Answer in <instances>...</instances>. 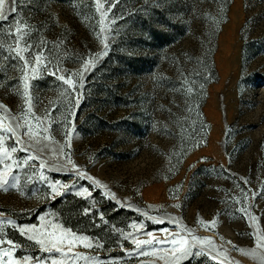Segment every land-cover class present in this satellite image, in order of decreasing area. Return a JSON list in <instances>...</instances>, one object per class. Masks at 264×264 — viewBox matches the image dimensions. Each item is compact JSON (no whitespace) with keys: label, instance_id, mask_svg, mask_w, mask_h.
<instances>
[{"label":"rangeland","instance_id":"1","mask_svg":"<svg viewBox=\"0 0 264 264\" xmlns=\"http://www.w3.org/2000/svg\"><path fill=\"white\" fill-rule=\"evenodd\" d=\"M99 4L98 11V0H20L17 12L0 22L5 125L28 108L22 96L24 62L9 51L18 24L28 32L19 47L31 45L21 54L29 61L24 71L32 112L50 115L45 121L50 140L35 145L23 138L25 146L32 143L42 151H21L7 134L3 141L17 148L10 160L0 154V175L11 165L5 178L18 179L15 188L0 190V221H14L4 223L5 239L21 245L13 257L39 256L43 264H172V254L163 251L171 245L156 242L178 233L190 239L172 222L175 217L227 254V259L216 251L209 255L210 246L204 245V254L179 264H262L264 249L252 258L233 245L252 250L256 236L264 235V193L252 198L264 188V0ZM89 58L94 66L85 70ZM61 76L70 77L72 86ZM204 124L207 138L200 146ZM28 154L37 159L25 164ZM198 154L209 160L183 175ZM192 175L200 179L198 191L186 202ZM53 185L58 194H50ZM180 202L187 204L179 208ZM20 226L54 231L57 237L70 230L88 237L91 246L65 236L59 252H41L21 235ZM122 233L131 235L124 239ZM133 238L153 241L141 245L148 255L140 254Z\"/></svg>","mask_w":264,"mask_h":264},{"label":"snow or ice","instance_id":"2","mask_svg":"<svg viewBox=\"0 0 264 264\" xmlns=\"http://www.w3.org/2000/svg\"><path fill=\"white\" fill-rule=\"evenodd\" d=\"M20 3V0H0V22L6 21L9 18V15L14 14L18 10V5ZM103 7L102 4H99L98 0V7L97 10L99 11L100 8ZM102 15H106V12ZM23 28L27 29V25H23ZM103 31V29H101ZM14 35L15 39V46H10L9 51L15 53V56L18 57L21 61L24 62L23 67L21 69V77L25 81L24 83V91L22 93V96L25 98V103L28 105L27 109H22L21 115L18 117H11V122H9L7 125H5V115L0 114V154H2L4 159H11V153H14L17 151L16 147L7 148L4 146L3 141L5 139V134H7L8 139L15 138V141L17 144H21V151L28 152L29 150L33 151H42L43 148H35L34 144L29 143L26 146L23 144V138L28 137L29 141H34L35 145L41 144V141L44 140H50L51 137L47 135V126L45 125V121L50 120V115L48 113L45 114L43 117H38L35 115V113L32 112V98L29 95L28 92V84H27V72L24 71V69L29 67V61L21 54L22 52H27L30 50L31 45L27 42L24 43L23 48L19 47L20 41L22 38L26 35H28L27 31H22L21 26L18 24L15 33H10ZM2 47V45H0ZM105 48L107 49V45H105ZM100 55H107V52L101 53ZM41 53L35 54V61L37 64L41 61ZM92 64L94 66V63L91 58L88 59L83 65L84 69L87 70L88 65ZM33 72H35V68L32 69ZM59 79L64 80L65 84H68L72 86V80L71 78H65L64 76L59 77ZM82 86V84H81ZM191 91V89H189ZM19 94V93H18ZM5 106L0 105V109H3ZM67 119V118H66ZM29 120L35 121L36 128L33 127V125L29 122ZM70 139L69 134L66 133V145L68 144V141ZM70 146V145H68ZM44 147H47L46 145ZM37 157L32 154H28L24 163L27 164L28 160H36ZM69 162H71L70 157H67ZM46 162L41 160L39 163V168L43 169L45 168ZM7 171H11V165L5 166ZM76 167L75 165L73 166ZM7 171L4 173V175H0V190L8 191L9 188H15L18 179L13 175L11 179L5 178L7 176ZM79 174V173H78ZM41 178L43 177V173H40ZM98 183V182H97ZM73 187H76L73 185ZM261 193H264V188L260 190V192H253L252 198L255 199L256 196L261 195ZM50 194H58L57 188L53 185L51 189ZM77 195H83V193L77 189ZM90 195V193H89ZM245 198H247V194H245ZM239 202V201H238ZM175 207H179V205H175ZM90 211V209H85V213L87 214ZM246 214L249 215L251 219H255L254 217H251V214L248 213V209L244 208L242 209ZM0 215H4V213L0 212ZM101 219H103L101 215ZM155 220V218H153ZM172 222L177 224V227L180 229V231L186 232L189 238L180 237L179 233L177 234V237L172 238L169 241H157L158 244L168 243L171 245L170 248L163 249L165 252H170L172 254V264H179L180 261L184 260L185 258L189 257H195L200 256L205 253L204 245L210 246L209 255L211 254V251H216L217 256L223 255L225 259H227L226 252H220L216 249L215 242L212 240H201L199 237H196L193 235L191 229H187L186 227L179 225L178 221L175 217L171 218ZM4 223L7 224H14V221L8 220L6 222L0 221V246L7 244L9 247L4 248L0 247V264H33V261H36L37 264H43V258L39 256H31V255H24L22 257H13V253L16 249L20 248L21 245L16 244L11 239H5V235L3 233V225ZM50 226L52 228L58 227V225L51 224ZM200 223H203L202 221ZM208 225L211 226V229H214L216 225V220L213 219L212 221L208 222ZM207 227V225H206ZM209 229V230H211ZM19 231L21 235H25L29 241H34L36 245L39 246L41 252H50L53 248L56 249L57 252L60 251V248L57 246L58 244L62 243L65 236H67L70 241H82L85 243V246H91V243L89 242V238L85 236H76L75 234H72L70 230H64V232L61 234V236L57 237L56 233L53 232H40L35 226L25 228L23 226L19 227ZM131 234H123L122 236L124 239H128ZM147 235L151 236V233H147ZM223 239V238H221ZM133 242L136 244L137 250L140 251L141 255H148L147 252H144L141 249L142 244H149L151 245L153 241L147 240V241H139L135 240L133 238ZM228 243H231L230 241ZM200 245V247H198ZM97 247H103L102 243L97 242ZM236 251L251 256L252 258L257 257L256 249H264V235H257L256 236V245L255 248L252 250H244L240 249L239 247L233 245ZM194 249H196L194 251ZM180 253V255H176V253ZM7 257V259H5ZM82 257H76V259H80ZM161 259H164V257H160ZM216 257H213L215 259ZM93 260H96L95 257L92 258ZM259 259L261 260L262 264H264V255H260ZM53 264H57L56 261H53ZM97 264H101V262H97Z\"/></svg>","mask_w":264,"mask_h":264},{"label":"built area","instance_id":"3","mask_svg":"<svg viewBox=\"0 0 264 264\" xmlns=\"http://www.w3.org/2000/svg\"><path fill=\"white\" fill-rule=\"evenodd\" d=\"M207 127V125H205L204 124V126H203V132H202V137L200 138V140H199V142H198V144L201 146V145H204L205 144V141H206V138H207V132H208V130L206 129L205 130V128ZM178 170V169H177ZM177 170L176 169H174V174L176 175V173H177ZM210 172L211 170H209V169H207V170H204L203 172L204 173H207V172ZM198 173L200 174V175H202V176H204L203 175V173H202V171L200 170V169H198ZM190 178L191 179H189V181H190V183L187 185V188H186V192L184 193V195H183V200L184 201H186V202H188V201H193L192 200V198L195 196V194H196V192L198 191L197 189H196V181L197 180H200V179H198L197 178V176H194V175H192V176H190ZM214 181H219V179L218 180H214ZM220 190H222V192H224V193H226V194H228L229 193V190L226 188V187H220ZM228 197L231 199V192H230V194L228 195ZM234 200H236V199H234ZM190 202V203H191ZM181 203V205H182V203L183 202H180ZM185 204H187V203H183V205H185ZM182 205V207H179V208H184V206Z\"/></svg>","mask_w":264,"mask_h":264},{"label":"crops","instance_id":"4","mask_svg":"<svg viewBox=\"0 0 264 264\" xmlns=\"http://www.w3.org/2000/svg\"><path fill=\"white\" fill-rule=\"evenodd\" d=\"M208 157H209L208 155H207V157H204V156L201 155V154H198V155L192 157V158H191L192 160L190 159L191 162L188 164V166H187V170H186V172H184L183 175L186 176V173L189 174L190 169H191V167H192L194 164H197V163H199L200 161H205V162H207V161L209 160ZM182 182H183V183H182ZM182 182H181V187H178V189L180 188L179 190H181V188H183V186H184V182H185V179H183ZM178 189H177V191H178Z\"/></svg>","mask_w":264,"mask_h":264}]
</instances>
